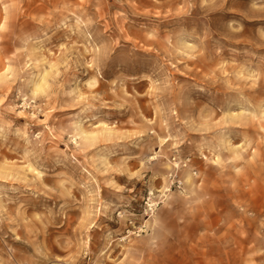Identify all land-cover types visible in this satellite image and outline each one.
I'll return each instance as SVG.
<instances>
[{
	"label": "rangeland",
	"instance_id": "374dc122",
	"mask_svg": "<svg viewBox=\"0 0 264 264\" xmlns=\"http://www.w3.org/2000/svg\"><path fill=\"white\" fill-rule=\"evenodd\" d=\"M0 264H264V0H0Z\"/></svg>",
	"mask_w": 264,
	"mask_h": 264
},
{
	"label": "bare ground",
	"instance_id": "6f19581e",
	"mask_svg": "<svg viewBox=\"0 0 264 264\" xmlns=\"http://www.w3.org/2000/svg\"><path fill=\"white\" fill-rule=\"evenodd\" d=\"M260 110V109H259ZM263 113V112H262Z\"/></svg>",
	"mask_w": 264,
	"mask_h": 264
}]
</instances>
